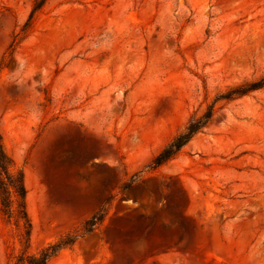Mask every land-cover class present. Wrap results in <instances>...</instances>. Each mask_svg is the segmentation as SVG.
<instances>
[{
  "label": "rangeland",
  "instance_id": "obj_1",
  "mask_svg": "<svg viewBox=\"0 0 264 264\" xmlns=\"http://www.w3.org/2000/svg\"><path fill=\"white\" fill-rule=\"evenodd\" d=\"M32 1L0 0V135L29 252L71 234L48 264H264V88L216 102L146 168L264 77V0H46L22 31ZM22 254L0 213V264Z\"/></svg>",
  "mask_w": 264,
  "mask_h": 264
},
{
  "label": "trees",
  "instance_id": "obj_2",
  "mask_svg": "<svg viewBox=\"0 0 264 264\" xmlns=\"http://www.w3.org/2000/svg\"><path fill=\"white\" fill-rule=\"evenodd\" d=\"M45 1H32L30 14L22 31L31 28L35 14L43 8ZM262 88H264V77L254 82H245L236 87H231L225 93L217 95L213 103L208 105L199 116L192 115L189 118L184 128L154 156L146 168L154 171L163 166L174 159L192 139L202 133L208 127L216 112V102H229ZM133 183L134 180L128 186ZM25 195L23 172L21 169L15 168L10 158L6 155L0 135V213L7 220L13 219L14 225L19 229L20 237L23 241V254L13 264H48L60 251L70 248L78 236L66 234L35 253L29 252L31 223L26 212ZM101 212L103 210H100V212L94 214L85 222L84 233L91 232L96 224L101 222L103 218Z\"/></svg>",
  "mask_w": 264,
  "mask_h": 264
}]
</instances>
